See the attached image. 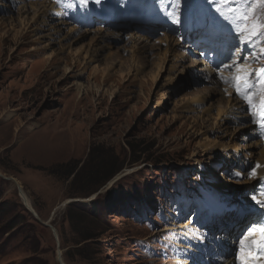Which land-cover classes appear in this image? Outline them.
Here are the masks:
<instances>
[{
	"label": "rangeland",
	"instance_id": "374dc122",
	"mask_svg": "<svg viewBox=\"0 0 264 264\" xmlns=\"http://www.w3.org/2000/svg\"><path fill=\"white\" fill-rule=\"evenodd\" d=\"M85 6L97 10L91 23L78 16ZM197 20L240 32L264 24V0H0V264H60L59 249L65 264H201L210 222L224 223L233 204L261 208L264 35L234 44L250 105L187 48L183 30ZM68 162L89 174L74 182ZM71 204L96 237L83 254ZM238 241L230 264H240Z\"/></svg>",
	"mask_w": 264,
	"mask_h": 264
},
{
	"label": "snow or ice",
	"instance_id": "6c2138e0",
	"mask_svg": "<svg viewBox=\"0 0 264 264\" xmlns=\"http://www.w3.org/2000/svg\"><path fill=\"white\" fill-rule=\"evenodd\" d=\"M82 3H86L87 0H81ZM99 0H97V3ZM229 0H217V3L227 4ZM218 13L223 14V9L218 7ZM242 20L247 21V16H241ZM173 22L179 23V17H174ZM259 29H264V24H251L245 25L241 28L240 35L243 36L245 33L250 37H256L258 35H264V32H260ZM264 51V49H262ZM232 67L236 68V75L231 78L221 75V79L226 83H232L236 88L237 93L244 96L250 105H253V96L247 90L253 85L250 83L249 76L250 71L244 67H241L237 62H233L232 65H226L225 70H230ZM259 75V96H260V113L262 117L261 127L264 128V68H260L258 71ZM236 175H239L237 173ZM252 176L255 175V171L251 173ZM264 195V194H262ZM257 205L264 207V200L257 199L255 196L252 198ZM258 237V238H257ZM240 264H264V259H260L264 256V221L253 225L248 229L247 235L240 240ZM255 253V254H254Z\"/></svg>",
	"mask_w": 264,
	"mask_h": 264
},
{
	"label": "trees",
	"instance_id": "16d2710c",
	"mask_svg": "<svg viewBox=\"0 0 264 264\" xmlns=\"http://www.w3.org/2000/svg\"><path fill=\"white\" fill-rule=\"evenodd\" d=\"M102 148H103L102 146H96V147L92 148L90 155L96 151L102 150ZM133 148H135L134 145H132V149ZM98 158H101V156H99ZM77 163L74 164L73 162H68V163L64 164V166H63V167H66L68 175L71 176V175L75 174L74 182H78L80 179L85 178L83 175L89 174V173L84 174L88 164L82 165V167L79 170H77V168H78ZM104 163H106V162L104 161ZM99 165H100V163H99ZM119 170H121V169L119 168L118 171ZM118 171L115 170V171H112L109 174H107L105 176V178L103 180H101V182H100L101 185L104 184L106 181H108L110 178H112ZM93 177H94V175H93ZM91 178H92V176H91ZM97 201H98L97 199L92 201V207L94 208V210H93L94 213L98 210ZM87 216H88V218L90 217V215H87L83 209H80L78 207H74L73 204L68 206V216H67L68 222L70 223L71 227L74 230H76L79 233V235L81 236L82 240L80 241V244H82V243L84 244V245H82V247H80V249H78V252H81L80 254H83L84 251L86 250V248L88 246L86 244H88V241H91V240L96 238L95 234L92 231V227L89 228V226L84 225L81 222H79V220H81V219H79V220L76 219L77 217L85 218Z\"/></svg>",
	"mask_w": 264,
	"mask_h": 264
},
{
	"label": "bare ground",
	"instance_id": "6f19581e",
	"mask_svg": "<svg viewBox=\"0 0 264 264\" xmlns=\"http://www.w3.org/2000/svg\"><path fill=\"white\" fill-rule=\"evenodd\" d=\"M22 8H26L25 6L24 7H22ZM30 8H36V7H34V6H31V7H29V9ZM44 8H45V10H47V11H43V14H41V17H42V21H43V23H46V24H48L50 21H52V19H54V17H52V18H50V19H48L49 18V16L51 15V13L48 11V9L50 8V5H47V6H44ZM79 8V7H78ZM77 8V9H78ZM81 8V10H80V12H78L77 11V13H78V16H80V15H87L88 17H93L96 13H97V10H96V8L94 7V6H85L84 7V9L82 8V7H80ZM76 13V14H77ZM50 14V15H49ZM52 16V15H51ZM26 17V16H25ZM34 17H37V15H35ZM40 17V16H39ZM211 17V16H210ZM79 19V18H78ZM19 21H20V19H19ZM55 21V20H54ZM21 22H22V20H21ZM196 25L197 26H202L201 25V23L202 22H199V20H197L196 21ZM203 23H204V25H212L213 27H215V28H218V29H221V28H219L218 27V25H214V23L212 22V20H210L209 22L208 21H206V20H203ZM52 25V24H51ZM204 25L202 26V27H204ZM50 28H53L52 26H50ZM208 28H210V27H208ZM186 29H184L183 31H185ZM229 32H231V34H233V37H234V39H236L238 42H240V41H243V43H246L245 41L247 40L246 38V35L244 34L243 36H241L240 35V32H234V31H231V30H228ZM231 60H235V58H234V56L233 57H231L230 58V60H226L227 62H230ZM225 61V62H226ZM224 62V63H225ZM235 62H236V60H235ZM200 63H203V64H205L204 62H200ZM238 63V62H237ZM232 64H233V62H232ZM231 64V65H232ZM204 69V71H206L207 70V68H202V70ZM209 73H210V75H211V78H213V75H212V72L214 71V70H212V69H209V70H207ZM233 72V73H232ZM218 73H220V76L221 75H223V76H225V77H228V78H231L230 76L231 75H236V68L235 67H232L230 70H226V71H223V70H221V71H219V69H218ZM206 75H208L207 74V72L205 73ZM224 80H222V82H223ZM224 84H226V85H228L229 83H226L225 81H224ZM82 90V89H81ZM264 173V172H263ZM263 182H264V180H263ZM17 183V182H16ZM261 194H264V193H261ZM23 197L25 198V200H27V202L29 203L30 202V198H29V196L27 195V193H25V191H23ZM256 196H258V195H256ZM262 197L263 198H257V199H261V200H264V195H262ZM259 208V207H258ZM252 210V209H251ZM241 211V210H240ZM246 211H244L242 214H245V217H246V213H245ZM257 212V211H256ZM257 214H258V212H257ZM256 214V215H257ZM254 217V216H253ZM246 230V229H245ZM246 232H248V230L246 231ZM245 232V233H246ZM246 236V234H242V236H241V234H239V236L237 237L238 239H239V241H238V245H237V248H238V250H239V253H240V240L241 239H243L244 237ZM258 238V237H257ZM237 240V239H236ZM235 240V241H236ZM203 243L206 245V247L208 248V246L211 248V246H210V243L209 242H207L206 240H204L203 241ZM191 250H193L192 248H190V251ZM202 252L203 253H205V254H207V253H210V251L209 250H207L206 251V249H204V248H202ZM236 253L238 254V251H236ZM187 255H188V253H186ZM205 255V254H202L201 253V251L199 252V255ZM237 254H236V257H237ZM239 257H240V255H239ZM182 261V260H181ZM236 261H238V260H236ZM181 264H191V261L188 259V258H184L183 259V262L181 263ZM224 264H230V260H225V262H224Z\"/></svg>",
	"mask_w": 264,
	"mask_h": 264
},
{
	"label": "water",
	"instance_id": "95a60500",
	"mask_svg": "<svg viewBox=\"0 0 264 264\" xmlns=\"http://www.w3.org/2000/svg\"><path fill=\"white\" fill-rule=\"evenodd\" d=\"M8 179V178H7ZM18 189H19V192H20V194H21V196H22V198H23V200H24V202H25V205H26V207L31 211V213L37 218V219H40V217H39V215H38V213L34 210V208L30 205V202L28 203L27 202V200H25V198L23 197V187L22 186H18ZM73 200L72 199H69V200H67V201H65L64 202V205H66V204H68V203H70V202H72ZM43 223L45 224V225H47V226H49L51 229H52V231H53V233H54V235H55V237H56V240H57V245H58V248L60 247V239H59V234H58V231H57V229L51 224V219H49L48 221H43ZM58 261H59V263L60 264H65V262H64V260H63V257H62V251L59 249L58 250Z\"/></svg>",
	"mask_w": 264,
	"mask_h": 264
}]
</instances>
